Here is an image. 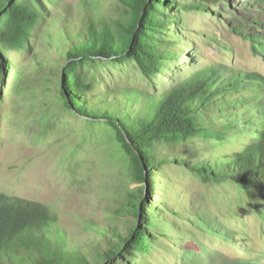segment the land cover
Returning <instances> with one entry per match:
<instances>
[{
	"label": "rangeland",
	"instance_id": "obj_1",
	"mask_svg": "<svg viewBox=\"0 0 264 264\" xmlns=\"http://www.w3.org/2000/svg\"><path fill=\"white\" fill-rule=\"evenodd\" d=\"M41 1L47 17L41 20L26 49L16 51L3 44L13 67L8 68V80L2 82L15 91L3 92L0 194L49 206L68 237L67 247L80 249L90 264H104L101 254L108 249L107 244L117 241V234H125L139 221L149 235L148 246H137L115 264H229L254 262L255 258L264 263L259 254L264 252V199H250L237 183L206 184L188 166L173 160L183 158L191 165L236 153L231 145L240 149L241 144L249 142L248 133L236 141L228 140L227 149L218 147L217 151L214 141L203 139L162 145L157 158L165 164L154 170L159 185L156 195H152L151 185L133 177L131 162L119 144L116 130L105 122L78 118L61 95L63 52L68 43L59 21L67 18L69 10L73 16L71 25L82 22L83 5L87 3L107 18L118 19L122 17L123 3ZM231 1L237 12L212 0L200 9L181 10L185 38L178 39L179 56L166 65L159 77L147 78L132 59L88 65L84 74L88 81L95 82L94 94L119 91L143 101L150 95H162L196 70L218 65L226 67L228 74L258 73L264 78V57L254 54L251 41L236 34L234 21L230 20L241 21L245 13L239 9L242 4L237 3L243 0ZM191 3L194 0L185 2ZM257 11L249 13L252 20ZM261 16L264 20V14ZM256 33L264 34V26ZM174 35L168 31L169 38L174 39ZM252 95L240 93L245 98ZM142 106L139 102L134 110ZM234 112L235 116L243 114L240 108ZM143 202L150 204L146 211ZM137 205L140 220L135 216ZM203 224L214 231L202 230Z\"/></svg>",
	"mask_w": 264,
	"mask_h": 264
},
{
	"label": "trees",
	"instance_id": "obj_2",
	"mask_svg": "<svg viewBox=\"0 0 264 264\" xmlns=\"http://www.w3.org/2000/svg\"><path fill=\"white\" fill-rule=\"evenodd\" d=\"M120 1L124 8L118 19L107 18L87 3L83 5L82 22L71 25L73 16L69 10L67 18L59 21L68 43L63 52L61 84L66 107L78 118L105 122L116 130L119 144L131 162L133 177L142 184L151 185L152 195H156L154 191L159 185L154 170L165 164L157 158L162 145L203 139L214 141L217 151L218 147L227 149L228 140L236 141L248 133L249 142L241 144L240 149L231 145L236 153L191 165L183 158L173 160L188 166L206 184L237 183L250 199L256 196L264 199V78L258 73L234 71L228 74L226 67L212 66L196 70L162 95H150L143 101L119 91L94 94L96 84L87 80L84 69L98 61L132 59L147 78L162 75L166 65L179 56L178 39L185 38V19L179 13L208 6L210 0H194L191 4L183 0L181 7V0ZM212 1L238 10L231 0ZM237 4H242L239 9L245 14L241 21L230 18L234 21L235 33L248 38L254 54L264 57V34L256 33V29L261 31L264 26L259 15L260 10L264 11V0H243ZM253 7L258 11L252 20L249 13L255 11ZM46 17L41 0H0V123L3 121V92L15 91L2 82L8 80V68L13 67L7 60L3 44L12 50H25ZM170 27L173 29L168 30ZM168 31L174 32V39L167 36ZM20 76L23 78V73ZM244 91L253 95L240 96L239 92ZM139 102L143 103L142 109L135 111ZM239 108L243 114L235 116L234 109ZM244 115L248 117L245 119ZM144 190L141 189V195ZM142 204L144 211L149 209V202ZM140 211L137 205V219ZM201 229L214 231L204 224ZM115 237L117 241L108 243V249L101 254L104 264H115L137 246L144 249L148 246L149 235L142 221ZM67 241V235L58 225V217L49 206L0 194V264H90L88 256L76 247L68 248ZM259 254L264 258V252ZM254 260L229 264H264Z\"/></svg>",
	"mask_w": 264,
	"mask_h": 264
},
{
	"label": "clouds",
	"instance_id": "obj_3",
	"mask_svg": "<svg viewBox=\"0 0 264 264\" xmlns=\"http://www.w3.org/2000/svg\"><path fill=\"white\" fill-rule=\"evenodd\" d=\"M259 12H260L259 15H263L264 14V11H262V10H260ZM239 93H241V92H239Z\"/></svg>",
	"mask_w": 264,
	"mask_h": 264
}]
</instances>
